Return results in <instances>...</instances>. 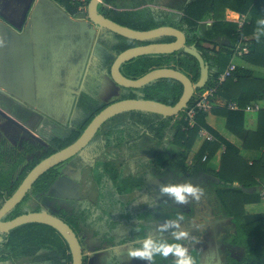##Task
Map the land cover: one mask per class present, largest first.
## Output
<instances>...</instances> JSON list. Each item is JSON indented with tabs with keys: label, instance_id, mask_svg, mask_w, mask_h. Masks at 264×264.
I'll use <instances>...</instances> for the list:
<instances>
[{
	"label": "flooded vegetation",
	"instance_id": "obj_1",
	"mask_svg": "<svg viewBox=\"0 0 264 264\" xmlns=\"http://www.w3.org/2000/svg\"><path fill=\"white\" fill-rule=\"evenodd\" d=\"M1 16L6 25L15 28L10 21L18 22L19 17L15 20L3 14ZM23 27L15 29L20 33ZM43 36H38L39 40L31 48V55L18 51L15 60L12 52L9 64H0V206L34 166L75 142L106 105L124 98H146L144 86L137 91L119 86L114 81H100V77L106 73H102L103 68H110L119 52L93 56L94 63L90 66L93 72L89 73L87 62L91 60V52L68 51L67 35H56L48 40L51 46ZM26 61L31 64L24 65ZM92 77L97 79L91 80ZM128 111L109 116L83 146L44 170L2 219L43 211L67 222V217L78 214L83 234L77 237L85 264H111L120 257V247L127 250L137 247L147 234L154 238L168 237L175 229L159 233L157 228L164 222L144 223V220L136 219L134 215L152 209V202L163 205L167 199L172 200L160 194V184L182 183L186 180L199 182L201 174L211 177L204 173L188 176L177 171L182 162L169 164L171 160H168L164 144L167 140H171L167 142L173 145L178 144L173 141V134L167 135V117L148 111ZM119 114L123 115L121 121L115 118ZM152 124L162 127L159 134L151 128ZM51 186L59 192H52ZM199 186L208 188L205 181ZM55 194L59 196L57 199H62L57 205ZM139 201L142 203L136 209H131L130 202ZM71 202H80V205L74 208ZM192 202L194 213L189 219L191 221L186 220L181 226L185 228L186 223V229L198 242L193 244L190 239L184 243L189 249L194 247L200 256L203 254L204 264H207L208 257H217L220 261L219 255L224 256L227 249L232 252L227 240L232 232L231 222L219 221L222 216H217L219 212L212 210L213 216L204 219L200 225L195 223L196 215L203 216V207H200L201 200ZM23 203L27 207L36 205L38 208L21 210L25 206ZM124 207V214L119 212L115 218V210L118 212V208ZM218 209L223 213L221 207ZM59 211L61 216L54 213ZM88 218H97L104 226V232L92 231L94 237L98 236V244L93 248L95 252L100 250L101 253L91 263H87L83 245L85 225L91 222ZM139 224H149L151 227L143 226L141 229ZM16 227L6 234L0 231V264H57V254L65 262L66 259L56 252L53 244L36 247L33 243L30 246L22 242L21 245H13L18 247L15 249L7 240ZM73 230L76 233L75 228ZM220 230L224 232L219 234ZM139 233L143 235H137ZM135 241L137 243L134 244ZM136 262L145 263L140 260Z\"/></svg>",
	"mask_w": 264,
	"mask_h": 264
},
{
	"label": "trees",
	"instance_id": "obj_2",
	"mask_svg": "<svg viewBox=\"0 0 264 264\" xmlns=\"http://www.w3.org/2000/svg\"><path fill=\"white\" fill-rule=\"evenodd\" d=\"M55 1L62 4L71 14L81 13L79 2L73 0ZM104 1L110 3L112 0ZM224 7H229L240 13H248V22L243 25L241 31L243 34L251 37L250 47L248 53L241 58L247 63L264 66V36L261 37L259 42H257L254 36L256 21L264 18V5L261 3V0H190L184 8L183 16V21L188 26L185 28V32L187 35H190L189 40L195 42L202 50L203 55L209 61L210 65H217L216 58H214L215 60H211V57H207L209 51L214 55L216 49H211L209 46L205 47L204 43H214L215 45H219L221 49L224 45L214 40V38L222 35L233 42L236 35H238L237 24L234 21L218 19L215 16L210 27L205 28V24L200 21L214 13L216 14L219 9H223ZM125 14L128 15V12ZM235 14L237 13L235 12ZM0 17L2 18L1 15ZM202 30L203 32L200 33ZM168 39H171V37L164 38V40ZM129 42V45L137 44L134 40H130ZM226 47L228 54L231 55L232 47L229 45H226ZM124 65L122 70L127 76L136 77L153 67L159 66H171L187 74L189 72L192 74L193 81L199 76L198 60L193 55L187 53L180 55L177 51L169 54L142 55L126 62ZM219 71L221 70L217 67L213 73L211 72L212 76L209 77L207 85ZM144 92L146 98H153L167 104H174L182 92V84L174 78L162 77L146 84L144 86ZM217 94L226 102L230 100L237 101L240 106H244L249 102L262 100L264 98V78L255 77L250 69L243 65H237L231 76L226 78L219 86ZM211 110L224 118L228 128H240L243 126L244 111L242 109H229L226 105H219L213 107ZM136 111L133 110L132 112ZM150 114L159 115L151 112ZM257 114V130L246 131L244 134L242 147L247 150H259L261 147H264V108L259 110ZM206 115L207 112H198L195 116L196 124L192 127L187 126L183 118L177 119L173 124V141L187 149L192 146L201 127L213 135L212 140L204 139L191 155L190 163L182 162L177 171L193 177L200 173L210 176L211 178L203 177L205 185L211 187L210 190L217 197L224 215L231 216L230 227L233 231L229 234L227 240L230 246L239 247L244 250V253L241 257L236 258L227 249L223 264H264V213L247 215L245 204L248 202V197L246 198V195H243L242 192V189L245 187L260 186V179L264 181V151L259 159L248 163V160H245L240 155V148L232 144L216 129L211 127L206 120ZM170 119L171 116H169ZM151 128L156 129L157 134H159V129L162 127L159 128L152 124ZM218 155L220 159L218 166L213 165V159L218 157ZM1 175L0 170V177ZM237 181L240 184L235 186ZM193 203L190 201L186 205H178L170 199H167L163 205L152 202V209L136 213L134 218L144 220V223H154L165 222V220L175 219L178 215H183L185 218L181 221L183 223L193 216ZM67 222L75 228L78 236L83 234V230L79 226L78 214L67 217ZM143 226L151 227L149 224H139L141 229ZM137 235H143V233ZM155 239L158 241L161 239L172 241L171 235H168V237H157ZM7 241L11 246L21 245L22 242L30 246L33 243L36 247L53 244L56 252H59L62 258L66 259L65 262H62L58 257L56 259L57 264H71V254L68 244L61 234L48 224L28 222L19 225L10 232ZM17 248L15 247V249ZM118 251L121 254L120 257L111 264H140L135 259L129 258L127 248L120 247ZM190 252L196 257L198 264H200V253L194 247L190 248ZM143 262L147 264L146 261ZM82 264H85L84 259ZM155 264H174V260L172 257L163 259L157 256Z\"/></svg>",
	"mask_w": 264,
	"mask_h": 264
},
{
	"label": "crops",
	"instance_id": "obj_3",
	"mask_svg": "<svg viewBox=\"0 0 264 264\" xmlns=\"http://www.w3.org/2000/svg\"><path fill=\"white\" fill-rule=\"evenodd\" d=\"M27 1L28 0H0V15L2 14L6 15L10 19H15V20L18 19V17H20L23 5ZM189 1L190 0H112L110 1V3H106L105 1L99 2L97 8H98V12L102 13L103 15L123 25L138 30L148 29L164 24L177 27L185 33L186 41L192 42L189 40L190 35H187L185 32V28H187L188 26L183 21L184 8ZM261 3L264 5V0H261ZM86 7L84 8V10H81V13L79 12V13L71 14L62 4L58 3L55 0H33L31 9L29 10L25 20V25H23L24 26L23 30L20 33L14 31V29L10 25L9 26L6 25L5 22L0 17V56H1L0 64H9V58L12 56V52H14L13 54L14 57H15V53L18 54V51H21V54L26 53L28 55H31L30 52L32 51L31 48L33 47V44L37 40H39L38 36H40L41 34L44 35L43 39L50 46L52 44L48 42V40H50L54 36L67 35L68 51L84 50L86 54H88V52H91L92 54L91 60L87 62L89 73L93 72V70L90 68V66L94 63L92 60L93 56H99L98 54L100 55L108 54V53L110 54L112 51L120 52L126 47L131 46L129 45L130 44L129 41L131 39L120 36L105 28H99L97 30L98 34L97 33L92 34L90 32H87L85 29L91 27L92 24L91 22L87 21L88 18L86 13ZM126 12H128V15L125 14ZM235 12L237 14H235ZM227 14L236 18L241 13L229 7H224L223 9L222 8L219 9L216 14L214 13L211 16L206 17L205 19H202L200 22L205 24V28H209L215 16L218 19L230 21L228 20L229 16ZM248 16L249 15L247 13L246 14L247 19ZM84 18L85 20H83ZM202 32L203 30L200 31V33ZM155 40L162 41L164 40V38H157ZM214 40H217L219 42L220 40H222L223 42L228 43L227 42L228 38L222 35L216 36ZM207 57L210 58L211 55L208 53ZM236 63L238 65H243L248 69H250L253 73V76L258 78H264V66L247 63L242 58H240L239 62L237 61ZM29 64H31V62L28 61L24 62V65H29ZM211 68L217 69V65H211ZM104 71L106 73H104L103 76L100 77L101 79L100 81L104 83L113 81L112 78L110 77L108 66H106L105 69L103 68L102 73ZM95 79L97 78L92 77L91 80H95ZM214 100H215V106L213 107L224 105L226 103V101L222 99L218 94H216ZM262 103L264 104V100ZM211 109L210 111L207 112L206 115V120L211 125V127L216 129L232 144L240 148V155L245 160H248V163H251L254 160L259 159L262 152L264 151V147H261L259 150L258 149L247 150L244 147H242L245 132L255 131L258 128V116H257L258 112H254V113L244 112L243 126L240 128L230 129L225 124L224 118L220 115L215 114ZM221 117L222 119H220ZM203 138L204 137H202V141ZM212 139H213V135L212 138L208 140H212ZM216 158L213 159L212 164L218 166L220 160L219 155ZM260 181H261L260 186L255 185L251 187H245L242 189L243 195H246V198L248 197L247 198L248 202L245 204V210L247 215H259L264 213V211L258 212V210L251 211L249 209V206H254V207L258 206L261 208L264 205V193H263L264 181L263 179H260ZM192 183L194 185H198V186L200 185V183L196 181L194 182L192 181ZM239 184L240 183L238 181L235 183V185H239ZM204 193L205 194L201 199L202 204L200 205V207H203V210L201 212L203 216L198 217L196 215L197 221L195 223L200 225V223L203 222L204 219H208L209 217L213 216L212 210H215L214 212H219V215L217 216H222V218H220L219 221L230 220L231 216L224 215L218 209L221 206L219 205L218 199L215 196V194L211 190H207V189H204ZM182 224L183 223H181V225ZM231 231H233V229H231ZM223 232L224 230H220L219 234H222ZM230 247L232 250L233 246ZM219 257L221 259L224 256L219 255ZM207 260H210V264H214L213 262H217L215 264H223L224 262V261L220 262L219 260H217V257L213 259L208 257ZM201 264H204L203 254L201 255Z\"/></svg>",
	"mask_w": 264,
	"mask_h": 264
},
{
	"label": "water",
	"instance_id": "obj_4",
	"mask_svg": "<svg viewBox=\"0 0 264 264\" xmlns=\"http://www.w3.org/2000/svg\"><path fill=\"white\" fill-rule=\"evenodd\" d=\"M103 1L104 0H88L86 7L87 21L91 22L92 25L85 30L92 34H98L97 30L99 28H105L120 36L137 42V44L121 50L113 58L109 68L112 80L119 86L132 88L138 91L139 88L153 80L162 77H170L181 82L182 92L174 104H167L153 98H124L106 105L96 114L84 129L82 135L75 142L52 153L34 166L25 176L17 189L7 197L0 206L1 232L6 234L11 228L28 222L48 224L55 228L68 244L69 252L71 254V264H82V248L77 234L65 220L54 214L43 211L26 212L6 220H3L2 217H4L6 212L21 200L36 177H38L49 166L64 160L67 156L83 146L99 124L109 116L128 110L148 111L160 114L163 117L177 115L190 101L195 88L203 87L207 83L212 72L211 65L203 55L202 50L195 42H187L186 35L181 29L167 24L143 30L131 28L98 12L97 6L99 2ZM32 2L33 0H28L24 4L18 22L13 20L10 21L11 25L15 26L16 29H21L23 26L28 12L31 9ZM83 20H85V18ZM15 28L14 31H17ZM167 37H171V39L162 41L155 40L157 38ZM204 46L219 50V45H215L214 43L205 42ZM176 51L179 52L180 55H183L184 53L193 55L198 60L199 76L196 81H193L192 77L184 71L171 66L154 67L136 77L127 76L122 72L121 66L131 59L147 54H169Z\"/></svg>",
	"mask_w": 264,
	"mask_h": 264
},
{
	"label": "clouds",
	"instance_id": "obj_5",
	"mask_svg": "<svg viewBox=\"0 0 264 264\" xmlns=\"http://www.w3.org/2000/svg\"><path fill=\"white\" fill-rule=\"evenodd\" d=\"M254 36L257 42L264 36V18L256 21ZM158 190L161 195L171 198L178 205H186L190 200L199 202L205 194L202 187L194 185L191 181L163 183L159 185ZM145 202L147 203V201ZM184 219L183 215H178L175 219L165 220L164 224L157 228V232L159 233H163L168 229H175L171 232V242L166 239L158 241L152 235L147 234L138 243V247L133 246L128 249L129 258L146 261L147 264H155L157 256L163 259L172 257L174 264H198L196 257L190 252L187 243H184L190 239L193 241V244L198 242L195 237L191 236L188 229L181 226V221ZM137 231H140V229L137 228Z\"/></svg>",
	"mask_w": 264,
	"mask_h": 264
},
{
	"label": "rangeland",
	"instance_id": "obj_6",
	"mask_svg": "<svg viewBox=\"0 0 264 264\" xmlns=\"http://www.w3.org/2000/svg\"><path fill=\"white\" fill-rule=\"evenodd\" d=\"M229 17L231 16V15H229V14H227ZM228 43H226V42H223L222 40H220V43L222 44V45H224V46H222L221 47V49L220 50H216L215 51V54L213 55L212 54V52H210L209 51V54L211 55V60H215L214 58H216L217 60V67L220 69V70H222L224 67H225V65H226V63H227V61L230 59V57H231V55H229L228 54V49H227V47H226V45H229V46H232V40H229L228 39V41H227ZM239 59L240 58H235L234 59V61L235 62H239ZM188 74H189V76H192V74L191 73H189L188 72ZM196 81V80H195ZM127 112H130V111H127ZM136 112H139V111H136ZM122 113V112H121ZM123 113H125V112H123ZM208 115H210V114H208ZM115 118L117 119V121H121V119L123 118V115H116L115 116ZM180 118H183L182 117V111L181 112H179L177 115H173L172 117H171V119L169 120V117H168V119H166V123H167V135H169V136H171L173 133H172V130H173V128H172V126H173V124L177 121V119H180ZM220 119H222V117L220 118ZM209 120H210V117H209ZM221 129V128H220ZM170 139V138H169ZM167 141H171V140H167ZM166 141V142H167ZM201 141H202V137L201 136H198V134H197V137H196V139L194 140V142H193V144H192V146L189 148V149H187V148H185L184 146H180V145H173L171 142H165V144H164V147H165V150H166V155L168 156V160H171V161H169L170 163V165H173L171 162H174V163H179V162H187V163H189V161H190V157H191V155L196 151V149L198 148V146H199V144L201 143ZM198 145V146H197ZM164 152V151H163ZM164 155H165V152H164ZM172 156V157H171ZM170 169H171V167H169ZM59 169V168H58ZM169 169V170H170ZM202 176H201V178H200V180H199V183H200V185H202V183L204 182V179H203V174H201ZM236 186V185H235ZM51 191L52 192H54V193H58L59 191L57 190V188L56 187H53V186H51ZM207 190H210L211 189V187H208V188H206ZM59 196H57L56 194H55V205H57V203L58 202H61V200L62 199H57ZM64 201H66V200H64ZM142 203V201H139V202H130V207H131V209H136L137 208V206L139 205V203ZM72 203V202H71ZM70 203V204H71ZM89 203H91V202H89ZM69 204V205H70ZM23 205H25V203H23ZM80 205V202H73L72 203V205L71 206H73L74 208H76L77 206H79ZM263 205V204H262ZM37 209L38 207H36V205L35 206H30V207H27L26 205L24 206V208H21V210H31V209ZM125 208L126 207H124V208H122V209H119L118 208V212H117V210H115L116 211V213L114 212V216H115V218H117L118 217V215H119V212H120V214H124L123 212H124V210H125ZM249 209L251 210V211H254V210H258V212L259 211H264V205L260 208V207H254V206H249ZM22 212H24V211H22ZM55 214H57V215H59V216H61L60 215V211L59 212H54ZM102 213V212H101ZM126 213H128V210H126ZM88 217V216H87ZM86 217V218H87ZM89 220H90V218H88ZM91 222H89L88 224H86L85 225V229H86V235H85V237H84V240H83V245H84V250H85V253L87 254V263H91L92 262V260H93V258H95V257H97L98 256V254H100L101 253V251L99 250V251H96L95 252V250H94V246L95 245H97L98 244V236L97 235H95V237L93 236V234H92V231L93 230H97L99 233H101V232H104V226L102 225V222H98V219L97 218H95V219H93V220H90ZM184 227H185V229H186V223L184 224ZM169 230H172V229H169ZM105 231H106V228H105ZM107 232V231H106ZM169 235H171V232L169 233ZM101 236H102V234H101ZM220 246H221V244H220ZM236 258H238V257H241L242 255H243V253H244V250H242L241 248H239V247H233V249H232V252H231ZM60 254V253H59ZM58 254L56 255V259L58 258ZM223 262V261H225V255H224V257L223 258H221L220 259V262ZM100 262V261H99ZM206 262H207V264L209 263L210 264V261H208L207 259H206ZM214 264L215 263H217V262H213Z\"/></svg>",
	"mask_w": 264,
	"mask_h": 264
},
{
	"label": "built area",
	"instance_id": "obj_7",
	"mask_svg": "<svg viewBox=\"0 0 264 264\" xmlns=\"http://www.w3.org/2000/svg\"><path fill=\"white\" fill-rule=\"evenodd\" d=\"M73 1L80 3L79 8L81 10H84V8L87 5V0H73ZM228 20L234 21L237 24V30H238V35H236L235 40L233 41V44L231 46L232 47L231 57L227 62L226 66L221 71L217 72V75L213 76L211 82L208 85L206 83L203 87L195 88L192 95V99H190V102H188L187 105L182 110V117L183 120L186 122L187 126L192 127L196 124L195 116L198 114V112L200 111L208 112L213 106H215L214 97L217 94L219 86L223 83V81L226 80V78L231 76L232 72L236 69V66L238 65L234 61V59L241 58L249 51L251 37L243 34L241 31L243 25L246 22H248L246 14L241 13L236 18L229 17ZM215 70L216 69H212V73ZM211 76L212 74L209 77ZM263 100L264 98L262 100L249 102L244 106H240L238 102L235 100H230L226 102L224 105H226V107L229 109H242L244 112L254 113L264 108V104L262 103ZM198 136L204 137L203 140L212 138V135L203 127L199 129Z\"/></svg>",
	"mask_w": 264,
	"mask_h": 264
},
{
	"label": "bare ground",
	"instance_id": "obj_8",
	"mask_svg": "<svg viewBox=\"0 0 264 264\" xmlns=\"http://www.w3.org/2000/svg\"><path fill=\"white\" fill-rule=\"evenodd\" d=\"M231 18H234V17H231Z\"/></svg>",
	"mask_w": 264,
	"mask_h": 264
}]
</instances>
